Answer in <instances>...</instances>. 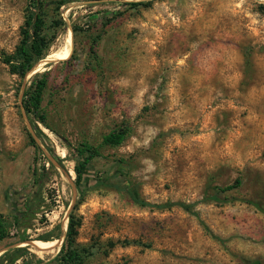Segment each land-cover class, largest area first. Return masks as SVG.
I'll return each instance as SVG.
<instances>
[{"label": "rangeland", "instance_id": "374dc122", "mask_svg": "<svg viewBox=\"0 0 264 264\" xmlns=\"http://www.w3.org/2000/svg\"><path fill=\"white\" fill-rule=\"evenodd\" d=\"M44 2L51 42L21 79L4 58L28 0H0V264L21 238L34 245L15 264H54L71 212L84 264H264V0ZM82 143L99 156L77 190Z\"/></svg>", "mask_w": 264, "mask_h": 264}, {"label": "trees", "instance_id": "16d2710c", "mask_svg": "<svg viewBox=\"0 0 264 264\" xmlns=\"http://www.w3.org/2000/svg\"><path fill=\"white\" fill-rule=\"evenodd\" d=\"M45 6L44 0H28L25 20L20 29V41L14 52L4 58V63L9 67L10 73L17 75L21 79H24L26 75L30 73L47 55V50L51 41L46 34L47 22L45 17ZM46 85L47 76L45 73L37 75L31 82L28 100L25 105L28 113L34 111L38 114L41 111L42 96ZM24 96H26V94ZM126 134L127 132L124 128L114 129L102 138V144L111 147L119 146L125 140ZM30 142L34 148L40 151L32 138L30 139ZM75 152L77 159L73 167V172L75 174L74 185L78 190L83 179L84 168H86L90 161L99 156V153L96 147L85 143L80 144ZM55 160L60 164V159L55 158ZM32 174L34 177L39 176V169L35 168ZM34 181L38 184L40 178L34 179ZM239 185L240 181L236 179L232 185L218 190L226 191L236 188ZM129 194L135 203L141 206L147 205L141 201L132 190L129 191ZM246 202H249L250 205H255L250 201ZM26 205L25 207L27 208ZM177 205L185 211H189L190 207L188 205L182 203H178ZM2 217L3 216L0 215V241L8 238L9 235L7 227L8 223L7 221H4ZM80 224V218L71 212L68 215L66 232L59 253L53 259L54 264H84L85 259L89 256V250L79 248L75 244ZM27 240L28 239L21 238L19 239V242H26ZM40 240L44 242L50 241V239H47L46 237H43ZM28 247L29 246L19 247L15 250L5 252V256H8L7 258H9L6 264H15L16 260L21 257L20 253L27 252Z\"/></svg>", "mask_w": 264, "mask_h": 264}, {"label": "water", "instance_id": "95a60500", "mask_svg": "<svg viewBox=\"0 0 264 264\" xmlns=\"http://www.w3.org/2000/svg\"><path fill=\"white\" fill-rule=\"evenodd\" d=\"M35 70V68L30 72V73H28L27 75H26V77L28 76V75H30L33 71ZM25 77V78H26ZM24 87V86H23ZM22 91H23V88H22ZM26 124H27V121H26ZM27 127L29 128V130H30V126H29V124H27ZM31 133V138L41 147V145H40V143L36 140V138L34 137V135L32 134V132H30ZM45 155H46V157L53 163V164H56V161L48 154V153H46L45 152ZM73 190H75V187L73 186ZM19 245H23V246H29V245H34V242H22V243H19V244H16V245H14V246H16V247H19Z\"/></svg>", "mask_w": 264, "mask_h": 264}, {"label": "bare ground", "instance_id": "6f19581e", "mask_svg": "<svg viewBox=\"0 0 264 264\" xmlns=\"http://www.w3.org/2000/svg\"><path fill=\"white\" fill-rule=\"evenodd\" d=\"M69 36V35H68ZM71 36V35H70ZM66 41V40H65ZM69 44V43H68ZM63 51V50H62ZM69 55V52L67 50H65L62 54H53L52 56L50 57H54L56 59H65L66 57H68ZM32 74V73H31ZM71 172V171H69ZM53 244V243H52ZM55 244V243H54ZM35 250L38 252V253H44L45 251H47L46 248H43V246H39V247H35Z\"/></svg>", "mask_w": 264, "mask_h": 264}]
</instances>
